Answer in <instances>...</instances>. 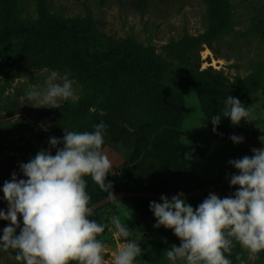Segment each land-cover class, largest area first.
Here are the masks:
<instances>
[{
	"label": "rangeland",
	"instance_id": "rangeland-1",
	"mask_svg": "<svg viewBox=\"0 0 264 264\" xmlns=\"http://www.w3.org/2000/svg\"><path fill=\"white\" fill-rule=\"evenodd\" d=\"M17 1L19 6L14 23L22 28H36L49 21L77 22L88 29L91 45L96 49L109 50L117 45L152 52L167 66L162 81L169 91H185V86L192 82L189 57L196 61L194 65L200 66V71H212L239 88H247L250 92L242 104L250 107L255 115L256 119L250 124L257 134L255 138L242 142L245 148L241 158L252 156L253 148L264 147L260 139L264 136V0H226L227 5L222 4L229 19L226 32L212 40L211 44L202 43L192 52L190 39L204 37L209 27L210 12L206 0H146L144 9L136 8V0ZM12 2L16 0H0V33L5 29V17ZM23 49V41L15 40L4 47L0 45V210L7 212L8 209L3 198L4 182L11 180L13 172L19 179H26L20 171L21 163L29 162L42 149L55 155L57 148L63 147V144L52 147L49 143L51 138L62 141L65 132L94 131L93 126L101 121L107 125L104 139H113V142L109 141L111 146L105 145L102 150L112 162L113 168L107 177L116 189L124 190L132 180L129 159H133L131 153H138L142 144L140 138L137 139L139 134L132 118L145 117L139 124V131H147L148 135L144 147L158 151L166 165H174L177 155L168 133V106L159 102L155 93L151 94L150 103L148 99H138L141 109L130 112L123 127L116 120L113 123L109 113L113 104L118 106L113 86L104 82L100 90L93 88L94 83L101 80L100 75L87 70L70 73L62 69H31V61L27 56L23 58ZM10 65L14 69L7 75L6 67ZM52 71L60 76L69 74L78 100L63 102L60 108L29 105L25 94L30 86H43ZM107 76L112 77L110 73ZM184 109L181 141L186 147L184 155L191 161L195 173L208 182L238 173L229 161L240 159L237 153L241 148L229 142L218 139L220 146L215 147L209 158L202 159L201 156L212 144L213 134L212 125L201 110L196 92H184ZM100 110H104L106 115L101 116ZM161 116V134L152 137L154 121ZM198 141L202 143L199 149L196 147ZM176 172L187 188L193 187L182 175V166L179 165ZM212 193L220 198L234 195L232 190ZM207 197H202L201 203ZM186 203L190 204L188 200ZM150 215L151 221L137 215L129 200L112 203L97 211L94 220L107 225L105 232L98 236L106 245V264H111L112 254L122 243L111 225L113 216H119L134 236L141 239L142 255L136 258L134 264H171L164 252L174 244L180 246V240L173 230L155 227L157 220L151 210ZM19 222L17 235L23 227L22 217H19ZM9 225L10 221L0 220V236L3 228ZM237 254L241 255L245 264H264V252L254 256L237 243L232 254L226 256L232 264H239L235 259ZM15 255V250L0 248V264H19Z\"/></svg>",
	"mask_w": 264,
	"mask_h": 264
},
{
	"label": "clouds",
	"instance_id": "clouds-1",
	"mask_svg": "<svg viewBox=\"0 0 264 264\" xmlns=\"http://www.w3.org/2000/svg\"><path fill=\"white\" fill-rule=\"evenodd\" d=\"M68 77V73L60 76L52 71L43 86L31 85L25 94L29 105L60 108L63 102L77 101ZM99 114L106 112L100 110ZM222 117L230 118L233 125L256 119L250 107L231 95L224 100L222 111L210 118L214 132ZM93 128L65 132L62 141L51 138L52 147L63 144L55 155L40 150L29 162L19 165L26 179L13 172L11 180L4 182L8 209L0 210V220L10 221V225L3 228L0 248L15 250L19 264H106V245L98 236L107 225L90 219L94 210L85 177H91L109 200H115L112 184L106 182L113 166L102 150L107 125L101 121ZM230 139L239 144L244 138L233 135ZM260 139L264 143V136ZM251 151L252 156L229 161L238 171L230 180L231 186H238L234 195L220 198L209 193L195 209L186 203L182 192L171 199L161 196L160 203L150 202L157 220L154 226L173 230L180 240V246L174 244L164 252L171 264H232L228 256L237 243L251 255L264 252V147ZM19 217L23 227L17 235ZM111 225L122 241L112 254L111 264H134L142 255L141 239L119 216L111 218ZM235 259L245 264L240 254Z\"/></svg>",
	"mask_w": 264,
	"mask_h": 264
},
{
	"label": "trees",
	"instance_id": "trees-1",
	"mask_svg": "<svg viewBox=\"0 0 264 264\" xmlns=\"http://www.w3.org/2000/svg\"><path fill=\"white\" fill-rule=\"evenodd\" d=\"M206 2L209 5L210 12L209 27L204 37L190 39V52L194 48H198L202 43L211 44L212 40L226 32L229 19L222 6V4L227 5L226 0H206ZM146 3V0H136L134 5L138 9H144ZM18 6L17 0L9 5L4 21L5 29L0 33V45L4 47L15 40L23 41V58L27 56L28 60L31 61V69H62L70 73L87 70L92 74L100 75L101 80L96 81L93 88L100 90L101 83L104 82L113 86V89L116 90L118 106L113 104L111 106L112 111L109 113L111 121L115 123L114 120H116L123 127H125L124 122H126L129 113L141 109L137 104L139 98L148 99L150 103L152 101L151 94L155 93L159 102H163L168 106V133L172 138L173 151L177 155L174 165H166L158 151L151 150L147 146L144 147L148 135L147 131H139V124L145 117L132 118V122L139 134L137 139L140 138L142 144L139 146L138 153H131L133 159L129 160L131 161V174L133 178L128 182L127 187L124 188L125 191L185 192L220 181L208 182L206 179L198 176L191 167V161L184 155L186 149L184 143L181 141V129L185 120L184 92H196L201 110L212 125L210 118L222 111L226 97L231 95L243 102L250 92L247 88H239L222 75L212 71H200V66L194 65L196 61L192 57H189L193 70V73H191L192 82L185 86V91H169L164 81H162L167 66L162 60L155 57L152 52L135 51L117 45L109 50L96 49L91 45L88 29L77 22L59 23L49 21L36 28H22L14 23V15ZM13 69V66H7V75L11 74ZM108 73L111 74V79L107 76ZM162 116L164 117V114ZM162 116L161 119L158 117L154 121L155 129L151 134L152 137L153 135L159 136L161 134V130L159 129L161 127V120L163 119ZM213 127L212 125L214 138L229 143H234L230 139L233 135L242 136L244 138L243 141H245L255 138L257 134L251 124L244 120L239 125H233L230 118L222 117L220 124L216 126L215 132L213 131ZM112 140L110 137L104 139L103 146H111L109 141ZM179 165L183 169L182 175L188 178L189 184L193 185L192 188H187L186 183H183L181 180V175L177 174L176 171ZM85 180L87 181L86 191L90 196L91 204L108 196L106 192L102 191L92 181L91 177H85ZM106 182H110L108 177L106 178ZM237 189L238 186L228 185L216 191L228 193L232 190L235 193ZM111 191L114 194L121 190L112 186ZM205 196H208V194L186 200L195 209L201 203V198ZM125 200L133 203V208L137 215L149 221L152 220L149 203L155 200L143 198ZM155 202L160 203L162 201L160 199ZM97 211L90 219H94ZM72 264H75V262H72Z\"/></svg>",
	"mask_w": 264,
	"mask_h": 264
},
{
	"label": "water",
	"instance_id": "water-1",
	"mask_svg": "<svg viewBox=\"0 0 264 264\" xmlns=\"http://www.w3.org/2000/svg\"><path fill=\"white\" fill-rule=\"evenodd\" d=\"M236 174H238V173H236ZM230 180H231V177H228V178H225V179L220 180L218 182L207 185L205 187L195 189V190H191V191H185L182 193L184 194L185 199L197 197V196L204 195V194H209V193H212L216 190L221 189L222 187L231 185ZM180 193L181 192H178V191H144V192H142V191L121 190V191H118V192L113 194L115 200H109L108 196H107V197L101 199L100 201H97L91 205L93 206V210L95 213L97 210H99V209H101V208H103V207H105L111 203H114L116 201H120V200L131 199V198H143V199L158 201L161 199V196H166L169 199H171L173 196H176Z\"/></svg>",
	"mask_w": 264,
	"mask_h": 264
},
{
	"label": "crops",
	"instance_id": "crops-1",
	"mask_svg": "<svg viewBox=\"0 0 264 264\" xmlns=\"http://www.w3.org/2000/svg\"><path fill=\"white\" fill-rule=\"evenodd\" d=\"M212 134H213V132H212ZM219 141L218 140H216L215 138H214V136H213V141H212V144H210L209 145V149H208V151L205 153V155L204 156H201L202 157V159H205V158H209L210 157V155H211V153L213 152V150L215 149V147L216 146H220L219 145V143H218ZM230 145H236V146H238V147H240L241 148V151L239 152V153H237L238 155H239V157L241 158V156H242V154H243V152H244V148H245V145L241 142V143H239V144H237V143H229ZM185 145V144H184ZM202 146V143L201 142H196V147L199 149L200 147ZM185 149H186V147H185ZM185 152H186V150H185ZM192 164V163H191ZM221 171V170H220ZM220 173V172H219Z\"/></svg>",
	"mask_w": 264,
	"mask_h": 264
}]
</instances>
